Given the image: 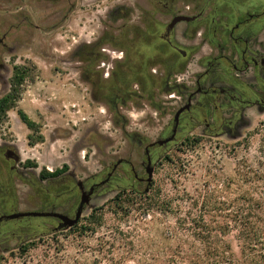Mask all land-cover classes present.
I'll return each instance as SVG.
<instances>
[{"label":"flooded vegetation","instance_id":"flooded-vegetation-1","mask_svg":"<svg viewBox=\"0 0 264 264\" xmlns=\"http://www.w3.org/2000/svg\"><path fill=\"white\" fill-rule=\"evenodd\" d=\"M88 8L97 34L70 30L84 28ZM198 55L200 69L188 76ZM52 70L73 81L81 105L87 90L91 103L105 107V118L130 143L126 156H108L94 127L79 145L106 155L99 170H85L71 156L44 174L23 160L10 140L9 115L26 83ZM250 108L264 109V0H0V251L13 240L2 230H69L64 217L75 218L80 208L83 216L103 198L149 192V170L154 176L182 139L196 129L233 136ZM133 109L155 110L154 139L129 130ZM20 111L28 113L17 110L23 122ZM20 186L28 187L30 209H21Z\"/></svg>","mask_w":264,"mask_h":264},{"label":"rangeland","instance_id":"rangeland-1","mask_svg":"<svg viewBox=\"0 0 264 264\" xmlns=\"http://www.w3.org/2000/svg\"><path fill=\"white\" fill-rule=\"evenodd\" d=\"M101 5L104 15L108 2ZM93 13H83L84 28L73 24L70 30L97 34ZM208 51L205 46L202 55ZM198 60L200 55L189 65L188 76L200 69ZM72 83L46 71L37 82L26 83L21 101L10 112L7 125L14 135L10 140L19 146L23 160L38 167L37 172L62 165L71 156L81 161V168L99 170L106 155L93 145H79L94 127L103 136L100 141H105L108 156H126L130 150L120 129L105 118V107L91 103L87 90L81 105V94ZM20 108L41 127L43 142H29L33 131L16 114ZM128 117L129 130L137 128L155 138V110L133 109ZM245 117L252 125L239 139L201 135L196 129L159 163L149 192L103 198L69 230L20 248L13 241L9 251L0 253V264H212L241 258L242 230L264 229V113L250 108ZM170 118L166 116L164 123ZM142 119L147 120L139 125ZM20 192L21 209L32 208L28 187L20 186Z\"/></svg>","mask_w":264,"mask_h":264},{"label":"trees","instance_id":"trees-1","mask_svg":"<svg viewBox=\"0 0 264 264\" xmlns=\"http://www.w3.org/2000/svg\"><path fill=\"white\" fill-rule=\"evenodd\" d=\"M20 115L23 122L29 127V129L33 131V134L29 135V142L30 143L43 142L44 136L39 134V129L37 128L39 126L35 122H33V120H31L29 116L23 111H20ZM43 173L46 174L50 172H48L47 170H43ZM124 193H132V192H124ZM124 193H121V197L124 195ZM242 231H243V237L245 238L244 245L242 247V257L241 258L232 257L226 261H222V262L216 261L215 263L212 264H264V229L242 230ZM2 232H8V235L13 239L12 242L16 241L15 239H17L18 237L22 238V243L17 245V248L23 247L27 242L31 240L38 239L46 235H51L55 233L54 230H2ZM10 249L11 248H5L3 251L4 252L9 251ZM214 255L219 256V254H215V253Z\"/></svg>","mask_w":264,"mask_h":264},{"label":"water","instance_id":"water-1","mask_svg":"<svg viewBox=\"0 0 264 264\" xmlns=\"http://www.w3.org/2000/svg\"><path fill=\"white\" fill-rule=\"evenodd\" d=\"M258 111H259L260 114L264 113V109L258 110ZM251 125H252L251 119H249L248 117H244V119L241 120L236 126L237 132L233 136H229L228 138L231 139V140L239 139L240 137L243 136V130L248 128V127H250ZM152 177H153V168L149 170V179H148V181H149L150 184L152 182ZM148 190H149V188L146 189V191H148ZM88 201L89 200H87V202ZM96 205L97 204L90 205L84 212L92 210L93 208L96 207ZM82 212H83L82 208H80L75 218H69V217H66V216L64 217L66 229L74 227L79 222V220L81 219V216H82ZM24 215H26V213L18 214V216H24ZM58 231H62V230H56L55 232H58ZM2 251L3 250H1L0 253Z\"/></svg>","mask_w":264,"mask_h":264}]
</instances>
